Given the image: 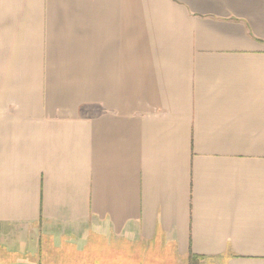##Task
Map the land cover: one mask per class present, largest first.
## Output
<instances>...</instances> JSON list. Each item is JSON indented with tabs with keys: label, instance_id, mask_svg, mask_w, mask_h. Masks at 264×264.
Instances as JSON below:
<instances>
[{
	"label": "crops",
	"instance_id": "0c3cea01",
	"mask_svg": "<svg viewBox=\"0 0 264 264\" xmlns=\"http://www.w3.org/2000/svg\"><path fill=\"white\" fill-rule=\"evenodd\" d=\"M0 264H264V0H0Z\"/></svg>",
	"mask_w": 264,
	"mask_h": 264
},
{
	"label": "rangeland",
	"instance_id": "374dc122",
	"mask_svg": "<svg viewBox=\"0 0 264 264\" xmlns=\"http://www.w3.org/2000/svg\"><path fill=\"white\" fill-rule=\"evenodd\" d=\"M164 258L166 259L167 258V255H164Z\"/></svg>",
	"mask_w": 264,
	"mask_h": 264
}]
</instances>
